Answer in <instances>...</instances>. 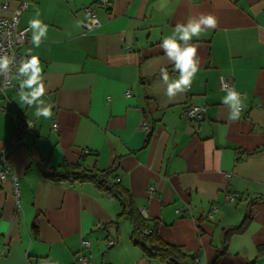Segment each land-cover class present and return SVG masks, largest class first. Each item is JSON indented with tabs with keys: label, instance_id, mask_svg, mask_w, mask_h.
<instances>
[{
	"label": "crops",
	"instance_id": "obj_1",
	"mask_svg": "<svg viewBox=\"0 0 264 264\" xmlns=\"http://www.w3.org/2000/svg\"><path fill=\"white\" fill-rule=\"evenodd\" d=\"M25 1L19 26L37 19L43 35L34 47L29 30L20 51L39 57L42 99L54 115L37 118L20 101L17 80L0 95V149L13 176L0 180V264H75L80 251L90 264H166L133 243L120 195L42 176V168L74 164L111 169L148 226L158 224L161 239L197 264H211L224 231L249 215L216 264H264V0H108L107 8L98 0ZM86 5L96 7V29L85 26ZM201 14L218 25L193 38L199 70L169 100L161 69L169 82L179 72L160 45L177 23ZM221 75L239 94L238 120H230ZM189 104L205 105L204 117L188 121Z\"/></svg>",
	"mask_w": 264,
	"mask_h": 264
},
{
	"label": "clouds",
	"instance_id": "obj_2",
	"mask_svg": "<svg viewBox=\"0 0 264 264\" xmlns=\"http://www.w3.org/2000/svg\"><path fill=\"white\" fill-rule=\"evenodd\" d=\"M29 28L32 31L31 42L34 47H39L40 35H43V29L40 35L35 33V29L40 27L37 19L28 21ZM218 25V18L212 14H201L199 18H189L186 23H177L172 36L163 39L160 47L168 59L173 63L176 71L179 72V78L169 82V75L166 70L161 69V78L167 85L166 95L169 100L176 97L177 93L186 91L192 82V78L199 70V58L197 57L198 47L192 43L194 37L199 38L202 32L215 29ZM16 59L15 55H9L5 50V54L0 56V75H4L5 83H10L11 79L19 81L18 96L20 101L29 106L34 107V115L37 118L52 119L54 113L52 108L54 105L47 104L42 97L46 94V87L43 81L42 68L40 67V59L36 55L23 57L21 62L15 69V74L10 65ZM27 75V79L21 77ZM27 90V91H26ZM233 102L234 112L230 120H238L241 114L238 106L240 105L239 94L230 91L225 102Z\"/></svg>",
	"mask_w": 264,
	"mask_h": 264
},
{
	"label": "trees",
	"instance_id": "obj_3",
	"mask_svg": "<svg viewBox=\"0 0 264 264\" xmlns=\"http://www.w3.org/2000/svg\"><path fill=\"white\" fill-rule=\"evenodd\" d=\"M24 123H18L19 133H24ZM111 169L98 171L96 169H88L81 165H68L66 171H57L53 168L46 170L42 168V176L54 182H66L68 184H83L90 183L96 188L106 193L107 195H120L122 198V211L119 216H127L132 223V231L130 238L133 243L138 245L145 256L148 258H158L166 264L177 262L178 264H197L195 255H187L178 246L165 242L158 235V224L149 227L146 225V220L143 215L136 209L133 204L132 198L127 191H125L118 183L110 179ZM250 219L249 215L244 216L242 221L233 227L227 228L224 231L223 249L220 250L211 262L216 264L220 256L224 253V248L228 238L237 233L245 230L247 223ZM147 230V232H145ZM258 255H264V247L258 248ZM255 261L249 264H254Z\"/></svg>",
	"mask_w": 264,
	"mask_h": 264
},
{
	"label": "built area",
	"instance_id": "obj_4",
	"mask_svg": "<svg viewBox=\"0 0 264 264\" xmlns=\"http://www.w3.org/2000/svg\"><path fill=\"white\" fill-rule=\"evenodd\" d=\"M10 0H2L0 3V10L5 12L8 10ZM108 0H98L97 5L100 7H108ZM28 7V2L25 0H20L18 5L11 11L8 16H2L0 18V56L5 54V50L8 51L9 55H15L16 59L10 65V69L13 70L12 75L15 74V69L17 65L21 62V59L25 55L20 51V47L26 44L29 41V30L26 31L29 27H20V17L24 10ZM83 11L86 15L85 26L88 29H96L100 26L99 19L97 17L96 7L93 5H86L83 7ZM4 75H7L5 73ZM4 75H0V95L5 96L7 90L13 88L15 79H11L10 83H5ZM26 74L22 76V79H27ZM219 89L229 93L230 91H235L234 82L231 78L220 76ZM239 108V107H238ZM205 105H196L189 104L184 111V116L188 121H198L204 117L206 112ZM240 110V108H239ZM12 114L18 123L20 122L19 115L13 109ZM32 123H27V126H30ZM57 125L55 122L52 123V128L56 129ZM84 153H88V150H84ZM12 178V172L10 165L8 163V158L5 149H0V180L7 178ZM119 178H116L118 181ZM153 191V188H150V193ZM14 194L18 196V186L15 183ZM216 208L214 209V211ZM144 217V216H143ZM146 220V217H144ZM146 225H148L146 223ZM147 232V230L145 231ZM114 241H110V244H113ZM82 248L89 246V242L83 240L81 242ZM75 264H90L87 255L80 251L75 259Z\"/></svg>",
	"mask_w": 264,
	"mask_h": 264
},
{
	"label": "water",
	"instance_id": "obj_5",
	"mask_svg": "<svg viewBox=\"0 0 264 264\" xmlns=\"http://www.w3.org/2000/svg\"><path fill=\"white\" fill-rule=\"evenodd\" d=\"M176 263V262H175Z\"/></svg>",
	"mask_w": 264,
	"mask_h": 264
}]
</instances>
